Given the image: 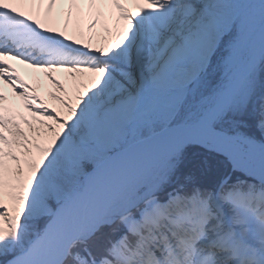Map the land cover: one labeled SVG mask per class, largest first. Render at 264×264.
<instances>
[{"label": "snow or ice", "instance_id": "6c2138e0", "mask_svg": "<svg viewBox=\"0 0 264 264\" xmlns=\"http://www.w3.org/2000/svg\"><path fill=\"white\" fill-rule=\"evenodd\" d=\"M0 264H264V0H0Z\"/></svg>", "mask_w": 264, "mask_h": 264}, {"label": "bare ground", "instance_id": "6f19581e", "mask_svg": "<svg viewBox=\"0 0 264 264\" xmlns=\"http://www.w3.org/2000/svg\"><path fill=\"white\" fill-rule=\"evenodd\" d=\"M21 75L36 88L38 94L43 95L45 100L50 106L54 105L56 102L51 99L50 93L55 91L54 88L48 85L45 78V74L36 73L35 70L29 69L26 66H19Z\"/></svg>", "mask_w": 264, "mask_h": 264}]
</instances>
